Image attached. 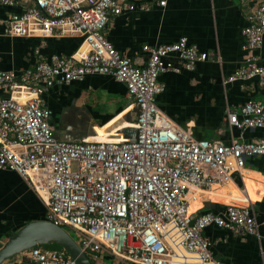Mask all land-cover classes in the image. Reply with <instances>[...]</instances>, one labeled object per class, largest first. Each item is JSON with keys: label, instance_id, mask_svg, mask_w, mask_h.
Here are the masks:
<instances>
[{"label": "built area", "instance_id": "obj_1", "mask_svg": "<svg viewBox=\"0 0 264 264\" xmlns=\"http://www.w3.org/2000/svg\"><path fill=\"white\" fill-rule=\"evenodd\" d=\"M4 23L11 37L80 36L85 54L47 56L35 49L32 67L0 69V168L15 171L40 196L45 220L72 230L82 250L107 254L124 264H173L166 227L180 230L184 247L206 264H228L211 254L204 231L210 226L239 234L257 231L248 206L228 204L220 213L189 211L198 190L229 180L248 159L264 157V139H197L157 105L161 74L192 71L209 59L185 36L161 45H143L146 60L122 55L105 35L110 18L124 11H149L152 5L129 0H31ZM243 2L244 0H240ZM17 0H0L15 6ZM157 5L164 7L166 0ZM243 29L245 57L228 82L257 80L264 65L257 51L264 40V5L252 11ZM177 60L178 63H175ZM89 74L110 75L126 86L138 105L136 136L130 142H72L55 137L51 111L42 95L55 84L82 81ZM20 90L28 97L22 99ZM239 129L264 128V102L248 99L228 113ZM32 264H77L64 250L35 246Z\"/></svg>", "mask_w": 264, "mask_h": 264}, {"label": "crops", "instance_id": "obj_2", "mask_svg": "<svg viewBox=\"0 0 264 264\" xmlns=\"http://www.w3.org/2000/svg\"><path fill=\"white\" fill-rule=\"evenodd\" d=\"M152 5L149 11H124L113 16L105 35L124 56L139 63L146 60L143 45H161L185 36L209 59L192 71H172L160 75L163 90L156 97L158 107L194 138L256 141L264 139V128L239 129L228 121V113L239 109L248 99L264 102V85L257 80L228 82L227 77L241 65L244 57L243 29L247 16L264 0H129ZM15 6L0 5V69L32 67L35 49L47 56L85 54L80 36L11 37L4 34V23L12 13H21L31 0H17ZM264 65V40L257 51ZM175 63H178L177 60ZM25 99L28 93L20 90ZM0 95L8 93L0 90ZM50 109V124L56 138L72 142L135 139L138 105L126 96V86L110 75L89 74L82 81L55 84L42 95ZM189 211L220 213L228 204L248 206L257 220V231L239 234L210 226L204 236L210 241L213 257L228 264H264V157L248 159L240 172L211 190H198ZM46 207L31 185L15 171L0 168V248L17 229L34 220H44ZM174 249L173 264H206L197 253L181 242L174 224L166 227ZM48 250H58L56 247ZM97 264H124L107 254L95 255ZM114 262V263H113ZM2 264H32L28 251Z\"/></svg>", "mask_w": 264, "mask_h": 264}, {"label": "water", "instance_id": "obj_3", "mask_svg": "<svg viewBox=\"0 0 264 264\" xmlns=\"http://www.w3.org/2000/svg\"><path fill=\"white\" fill-rule=\"evenodd\" d=\"M48 243L59 245L77 264H94L65 228L45 219L30 221L17 229L0 248V264L35 246Z\"/></svg>", "mask_w": 264, "mask_h": 264}, {"label": "rangeland", "instance_id": "obj_4", "mask_svg": "<svg viewBox=\"0 0 264 264\" xmlns=\"http://www.w3.org/2000/svg\"><path fill=\"white\" fill-rule=\"evenodd\" d=\"M65 228V227H64ZM73 237H74V232L68 228H65ZM75 238V237H74ZM78 242L79 240L77 238H75ZM51 247H57V246H53V245H50L49 248ZM88 257L90 258V260L94 263V264H97L98 262H100L101 260L98 259L96 257L98 256H95V255H102V254H90V253H87ZM116 262H118L116 259H114ZM114 263V262H113Z\"/></svg>", "mask_w": 264, "mask_h": 264}, {"label": "trees", "instance_id": "obj_5", "mask_svg": "<svg viewBox=\"0 0 264 264\" xmlns=\"http://www.w3.org/2000/svg\"><path fill=\"white\" fill-rule=\"evenodd\" d=\"M74 237L76 238L75 234H74ZM50 245H53V246H57L56 248L58 250H63L59 245L55 244V243H48L46 245H42L40 247H42L43 249H48Z\"/></svg>", "mask_w": 264, "mask_h": 264}, {"label": "bare ground", "instance_id": "obj_6", "mask_svg": "<svg viewBox=\"0 0 264 264\" xmlns=\"http://www.w3.org/2000/svg\"><path fill=\"white\" fill-rule=\"evenodd\" d=\"M214 186H215V185H213L212 187H210V188H208V189H201V190H211L212 188H214ZM188 209H189V207H188ZM187 251H188V250H187ZM189 252H190V251H189ZM198 256L200 257V259H202L200 255H198ZM173 259H174V257H173ZM172 261H173V260H172Z\"/></svg>", "mask_w": 264, "mask_h": 264}]
</instances>
